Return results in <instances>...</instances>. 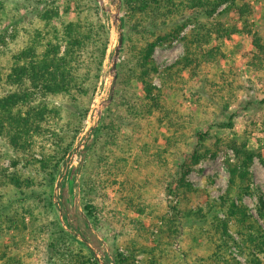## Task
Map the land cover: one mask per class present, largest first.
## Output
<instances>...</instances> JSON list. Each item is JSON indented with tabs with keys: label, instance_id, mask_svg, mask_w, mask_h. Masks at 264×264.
<instances>
[{
	"label": "trees",
	"instance_id": "obj_1",
	"mask_svg": "<svg viewBox=\"0 0 264 264\" xmlns=\"http://www.w3.org/2000/svg\"><path fill=\"white\" fill-rule=\"evenodd\" d=\"M9 1H0V12L6 10ZM87 1L66 0L58 5L55 0H38L22 15L21 20L31 15L32 22H37L30 25L22 47L15 51H10V41L17 40L18 31L15 29L9 38L0 34V235L10 231L25 235L30 225L33 229L39 228L40 233L47 231L48 264H100L93 251L89 257L82 255L83 246L78 245L76 238L55 216L58 206L54 203L57 179L83 129L109 47V31L99 19V9ZM122 2L128 48L124 52L125 60L118 67L119 77L122 79L126 70L132 72L144 96L139 107L137 99L126 101L128 92L118 86L115 101L97 130V139L86 150L89 162L96 158L102 142L107 147L108 158L112 159L117 151L125 153L130 147L127 129L133 123L137 125L156 118L160 126L166 125L171 131L173 123L163 104L162 91L154 83L160 73L153 57L157 48L172 46L179 40L184 44V55L163 69L164 81L169 82L187 70L195 71L203 59L213 56L210 52L203 55L201 48L210 42L214 33L219 41L246 34L253 38L249 66L256 72H264V37L253 30L254 10L249 4L239 6L235 0ZM24 7H28L27 2ZM200 16L208 20L234 16V20L219 25L204 24ZM4 56L8 60L1 64ZM131 63L133 66L129 65ZM2 90L5 92L1 93ZM118 106L121 111L116 110L114 114ZM229 109V104L222 106L223 114L228 115ZM223 127L231 128V121ZM166 140L169 147L178 144L176 138L167 137ZM186 149L176 148L173 153L166 150L156 155L165 167L167 160L163 154L177 161L176 176H168L165 192L175 198L183 196L186 207L182 210L178 205L173 206L174 220L161 217L165 227L158 226L157 234L150 230V236L157 237L158 243H162L160 237L163 235H168L171 241L182 238L184 230L181 231L180 221L188 218L191 248L197 253V264H242L234 256V248L235 254L244 258L246 264H264V226L242 202L245 196L253 195L251 168L261 155L249 150L246 142L235 138L227 140L200 130L194 135V143ZM221 154L225 155L224 166L229 174L228 188L219 200H210L204 210L195 212L189 204L201 190L188 178L202 161L216 160ZM6 160L10 161L12 171L2 167ZM119 161L127 160L121 158ZM105 184L106 188L110 187L108 181ZM81 185L84 212L99 235L109 241L115 264H159L158 250L147 247V236L143 238L146 239L143 245L131 242L129 255L114 248L108 239L111 224L105 222L89 198L96 189H91L86 177ZM65 196L66 191H63L59 206L67 225L86 237L78 225L80 218L86 228L82 215L76 211L68 218V212L63 209L64 206L68 209ZM132 200L120 206L128 212L132 210ZM258 213L264 222L263 197H260ZM42 216H47L50 223L41 225L39 217ZM26 217L30 218V224ZM133 227L143 234L149 232L143 223L133 224ZM231 228L235 229L237 239L230 232ZM86 230L91 234L88 228ZM94 239L96 245L100 244ZM10 245L15 246L14 239L0 242V263L19 264L20 258L15 253L11 256ZM140 255L145 257L142 262L137 260Z\"/></svg>",
	"mask_w": 264,
	"mask_h": 264
},
{
	"label": "rangeland",
	"instance_id": "obj_2",
	"mask_svg": "<svg viewBox=\"0 0 264 264\" xmlns=\"http://www.w3.org/2000/svg\"><path fill=\"white\" fill-rule=\"evenodd\" d=\"M55 1L58 5H62L66 0ZM89 1L96 4L99 9V19L109 31V47L97 91L93 94V102L84 121L83 129L73 150L69 153V155L72 154L70 156L73 158L71 159L68 155L57 179V182L62 179L57 195H55L54 189V203L59 207L55 211V216L60 220L63 228L76 238L78 245L83 246L82 255L89 257L90 251L94 252L93 249H95L100 257L95 254L99 261L103 260L105 264H113L107 252L109 251L114 260L109 241L99 235L84 212L81 184L83 178L86 177L91 189H96L89 198L91 197L90 200L101 212L105 222L111 224V234L108 239L117 251L129 255V252L132 251V249H128V246L132 245L131 242L135 241L139 246L143 245L146 243V239L143 238L147 236V247L158 250L159 264H197V253L191 248L188 218L181 219V231L184 230V237H178L176 240L171 241L168 235H163L160 237L163 239L162 243H158L157 237L150 236V230L157 234L158 226L165 227V222H161V217L174 220L173 206L178 205L182 210L186 207L183 196L175 198L166 195L165 192V186L170 178L168 176H176L177 161H172L170 156L163 154L167 160V167H165L164 164L161 165L162 159L157 158L156 155L158 152L166 150L168 153H173L176 148L186 151L187 146L194 143V135L199 130L208 131L227 140L235 138L239 142H246L249 150L261 155V158L255 159L251 168L253 195L245 196L242 202L264 226V222L258 213L260 197L264 199V72H256L249 66L253 38L246 34H240L233 36L230 40L219 41L218 35L214 33L210 42L201 48L203 55L210 52V54L213 53V56L203 59L195 71L187 70L174 81L169 82L164 81L163 69L184 55V44L179 40L172 46L157 48L153 57L160 73L156 75L154 83L162 91L163 104L169 111L168 116L173 123L171 131L166 125L160 126L156 118L141 121L137 125L133 123V126L127 129L126 135L129 137L130 147L125 153L117 151L112 159L108 158L107 147L102 142L96 152V158L89 162L86 150H89V147L96 141L97 130L102 126L105 113L115 101L118 86L125 88L128 92L127 98H125L128 102L137 99L136 104H139L144 96L132 72L126 70L124 77L122 79L119 77L118 67L125 60L124 52L128 48L124 37V45L117 66V82L113 100L104 109L99 126L88 138L85 146L81 147L86 140V131L93 128L96 122L98 105L108 98L112 58L117 46V36L113 31L112 18L117 0ZM26 2L28 7H24ZM37 2L38 0H11L6 4V10L0 12V34H5L9 38L15 29L19 34L16 41H10V51L22 47L26 40L27 29L32 23L37 22L36 20L32 22V18H29L31 15L21 20L22 15L35 6ZM85 2L88 3L87 0ZM235 2L239 6L249 4L253 8L254 15L251 19L254 26L253 30L264 37V0H235ZM120 17L123 20L126 17L123 2ZM199 18L204 24L214 25L230 23L234 20V16H217L216 19L212 20L203 16ZM6 60L8 57L4 56L1 64ZM129 65L133 66L132 63ZM3 92L5 90H2L1 93ZM227 104L230 105L229 113L224 115L222 106ZM116 110L121 111V108L116 107L114 114H116ZM230 116H232L231 119ZM229 121H231V128L223 127V124ZM167 137L176 138L178 144L169 147ZM121 158H126L127 161H119ZM224 159L225 155L221 154L216 160H204L191 172L188 181L196 189L201 190L199 196L194 197L189 204V208L193 211L204 210L208 201L219 200L225 194L228 188L229 174L225 169ZM1 165L3 168L12 171L9 160ZM65 169L67 170L66 174L64 173ZM23 171L27 173L26 170ZM105 181L109 182L110 187L106 188ZM114 181L117 183L116 185L112 184ZM63 191H66L65 200L68 206L67 209L63 205V209L68 212V218H72L74 213L78 211L83 219L86 217L95 230L94 233L84 219L86 228L92 236L79 221L80 218L78 219V225L86 237L81 236L86 242L74 234L79 233V231H73L67 225L66 217L61 212L59 205L62 202ZM121 196L125 199L122 200ZM132 198L130 205L132 210L127 212L120 204L125 201L128 202ZM236 199L239 198L236 197ZM39 211L43 212L42 209ZM221 218H225L224 215H221ZM39 220L41 221L40 224L44 226L50 223L47 216L39 217ZM73 221H71L72 225L74 224ZM26 222L30 224L29 217H26ZM63 222L67 228L64 227ZM137 223L145 224L149 232L143 234L136 231L133 224ZM25 231V235L15 231L4 233L0 235V242L4 240L11 242L14 239L15 246L10 245V251L11 256L16 254L20 258L19 264H48L49 233L47 231L40 233L39 228L33 229L31 225ZM230 232L236 239L238 238L234 228H231ZM94 237L100 244L96 245ZM114 238L116 239L113 242L111 239ZM233 250L234 256L242 264H246L244 258L235 254V248ZM144 258L143 255H140L137 260L142 262ZM0 264L4 263L1 262Z\"/></svg>",
	"mask_w": 264,
	"mask_h": 264
},
{
	"label": "water",
	"instance_id": "obj_3",
	"mask_svg": "<svg viewBox=\"0 0 264 264\" xmlns=\"http://www.w3.org/2000/svg\"><path fill=\"white\" fill-rule=\"evenodd\" d=\"M115 5H116L115 11L112 15V18H113V31L116 33V36H117V46L115 48V52H114V55L112 58V67H111V72H110L111 81H110V86H109V94H108V98L106 100H103L98 105L97 110H96V122H95L93 128H90L86 131V140L83 142L81 147L85 146L88 138L94 133L96 128L99 126V123L102 119L103 111L106 108V106L110 105V103L113 100L114 94H115V88H116V82H117V66H118V61H119V58L121 56L123 45H124V28H123L124 25H123V19L120 17L121 9H122V0H117V3ZM70 155H72V154H70ZM70 157H71V159L73 158V156H70ZM66 171L67 170L65 169L64 170L65 174H66ZM61 181H62V179H60L56 184L55 195H57V193H58L59 185H60ZM84 219L86 220L89 228L95 233V230L91 226L90 222L86 219V217H84ZM63 225L65 228H67L66 224L64 222H63ZM74 234H76L78 236V238L81 239L82 241H85V239L81 236V234H79V233H74ZM93 250H94L95 254H97V256L99 257L96 250L95 249H93ZM107 252L109 254L110 259L112 260V263L115 264V262H114L113 258L111 257L109 251H107ZM100 264H105V262L103 260H100Z\"/></svg>",
	"mask_w": 264,
	"mask_h": 264
}]
</instances>
